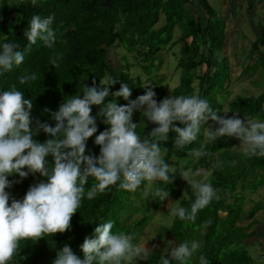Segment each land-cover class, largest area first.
Instances as JSON below:
<instances>
[{
	"label": "trees",
	"instance_id": "1",
	"mask_svg": "<svg viewBox=\"0 0 264 264\" xmlns=\"http://www.w3.org/2000/svg\"><path fill=\"white\" fill-rule=\"evenodd\" d=\"M193 8L199 14L195 15ZM36 14L42 17L54 15L52 27L58 37L54 49L44 47L38 40L25 54V59L20 66L0 75V92L8 90L15 84L17 90L25 95V99L33 100L30 112L33 129L36 121L55 126L50 113L57 111L66 97L80 94L82 98L81 89L84 84L93 86L95 82V86H99V82H102L106 76L118 80L111 86L110 92L118 91L120 83H126L132 92L129 99L135 100L145 93L146 85H151L156 93L155 99L159 103L167 87L162 85L164 76L158 77L152 70L160 69L162 60L157 57V54L163 47L170 44L175 28L180 31L178 42L183 43L181 54L184 58L178 65L183 74L179 85L172 90V96L198 95L206 99L218 114L221 111L218 94L227 91L226 82L231 69L223 53L225 49L223 19L215 15L212 6L206 0H38L36 7L30 6L29 0H23L17 6H12V0H0V46L4 42L17 41L23 50L27 44L23 33L31 17ZM161 16L165 17L167 23L155 30L154 27ZM219 24L221 29H214L218 28ZM257 27L260 35L251 42V48L256 52L264 48V25ZM215 31L221 37L219 40L214 34ZM4 36H7V40ZM189 38L191 42L188 44L186 40ZM115 50L118 53H115L118 57L117 67L111 64ZM109 51H114L111 57ZM54 54L62 56V59L54 66L55 69L50 65V58ZM129 55L134 58L130 60ZM131 62H135V65L147 75L146 79L158 78L157 81L144 83L140 77H133L130 73V68L133 66ZM199 67L204 69L203 74L197 76L196 73H190ZM263 67L264 53H261L256 59L254 69ZM33 72L37 75L35 81L24 85L19 84V77ZM195 80H198L196 93L193 86ZM262 81H264V75L262 76L260 72L254 83L255 86H260ZM111 99L110 95L105 103L110 102ZM117 103L125 105L127 102L118 98ZM229 107L231 115L239 113V117L264 120V92L258 96H240L231 101ZM99 108L100 106H92L91 115L95 116ZM132 120L139 124L136 131L142 138L156 126L143 118L140 112H134ZM96 123L98 131L88 139L86 155L89 153L94 156L99 155V146L94 144L95 136L104 131L107 126L102 119H98ZM208 124L212 122L208 121ZM177 126L182 127L179 124ZM207 126L206 124L205 127ZM175 135L170 132L168 141L160 143L162 148L168 149L164 156L165 162L170 163L171 159L175 158L184 167H190L192 171L197 168L202 170L211 168L212 171L208 177L213 187L219 189L220 199L214 200L208 207L198 212L195 223L184 222L175 217L170 226L159 228V238H167L171 242L168 244H173V247L184 241H199L201 248L197 257L200 254L205 255L210 264H249L251 259L243 241L250 235L247 230L255 222L253 217L257 208L246 211L248 214L245 221H251L245 227H238L239 219L245 212L242 205L247 204V200L239 202L237 211L229 209V206L238 202V198L231 203H224L225 197L244 193L245 189H248L249 196L258 189H262L264 193L262 182L258 188H255L247 184L252 179L249 181L243 179V183L239 186H236L235 180L244 167H248L256 174V170L264 166V157L249 159L241 153L238 157H230L233 159L226 164L222 160L231 154L229 146L233 138H220L212 144L205 141L203 130H201L196 141L183 149H176L173 145ZM49 138L42 132L33 137L40 143ZM202 145L211 155L202 157L198 161L195 159L193 162L189 161L188 155L191 150L199 149ZM46 159L49 164L52 163V157L49 156ZM218 161L219 166H217ZM237 164L243 166L234 171L238 167ZM247 175L246 172L243 174L244 177ZM180 178L178 175L173 178V183L167 185L169 197L176 192L174 187L179 183ZM8 179L20 180L16 175ZM42 180L46 181V178L40 177L39 174H29L20 183L13 184L11 188L6 189V192L10 193L9 203L11 198L22 200L29 187ZM91 183L90 178L89 184L85 186L86 191ZM157 186L164 187L161 182H156L152 188L153 194L147 197L143 195L144 192H126L119 189L118 185L112 186L110 191L98 194L92 200H88L85 196L81 206L71 218L70 230L63 234L57 233L53 237L46 236L39 241H22L14 261H19V264H52L56 251L65 245L83 258L81 245L85 238H94V229L98 224L108 221L114 222L113 233L123 231L126 234H134L133 243L137 244L151 220L152 204H159L158 198L154 196ZM237 187L239 192L235 193ZM183 189L186 194H183L177 202L179 206L190 208L195 197L190 188L185 186ZM135 213L143 214L133 224H127ZM221 222L223 226H219ZM199 230H203L202 234ZM167 252L159 253L154 250L148 260L139 261L138 264H159L161 256L167 257ZM190 264H198V259L194 258Z\"/></svg>",
	"mask_w": 264,
	"mask_h": 264
},
{
	"label": "clouds",
	"instance_id": "2",
	"mask_svg": "<svg viewBox=\"0 0 264 264\" xmlns=\"http://www.w3.org/2000/svg\"><path fill=\"white\" fill-rule=\"evenodd\" d=\"M21 2L23 0H12V6ZM29 2L32 7L38 5V0ZM53 22L54 15H33L23 33L27 41L23 50L17 41L4 42L0 46V75L20 66L25 54L38 40L44 47L54 49L58 37ZM4 39L7 40V36ZM61 59L60 54H54L50 65L54 68ZM36 79V73H26L19 77V84ZM117 82L106 76L99 86H95V82L93 86L84 84L82 98L80 94L66 97L58 110L50 113L55 126L36 121L34 129L30 115L33 100L25 99L15 84L0 92V264H19L14 257L22 241H39L70 230L71 218L85 196L92 200L116 185L126 192H136L144 182L146 189L161 182L164 187L157 186L154 196L159 201L168 199L167 185L173 183L177 169L165 162L168 149L162 148L160 143L168 141L170 132L176 134L173 140L176 149L196 141L203 130L204 137L212 144L220 138H235L245 158L264 157V120L241 119L239 113L230 117L227 113L219 115L198 95H170L157 103L151 85L144 87L143 95L130 100L132 92L126 83H120L118 91L110 92ZM110 95L111 101L105 103ZM118 98L127 103L118 105ZM92 106H100L95 116L91 115ZM134 112H140L143 118L156 125L143 138L136 131L139 124L132 120ZM98 119L107 126L95 136L99 155H86L87 141L98 131ZM41 132L50 137L43 143L33 139ZM210 155L203 145L191 150V156L197 161ZM49 156L52 157L51 164L46 159ZM29 174H39L46 181L30 186L22 200L11 198L9 203L10 193L6 189ZM13 175L20 180L10 181L8 178ZM180 176L195 199L190 208H172L171 215L195 223L198 212L220 199L219 189L213 187L202 169L183 172ZM200 176H203L202 180L196 179ZM90 178L92 183L86 191ZM149 194L147 190L143 193L145 197ZM113 227V221L98 224L94 238L86 237L81 245L83 258L65 245L56 251L52 264H138L149 259L152 251L146 244H134V234L113 233ZM200 248L199 241H184L170 247L167 257L161 256L159 264H190L194 258L198 259V264H210L205 255L197 257ZM248 254L249 264L254 263L255 258Z\"/></svg>",
	"mask_w": 264,
	"mask_h": 264
},
{
	"label": "rangeland",
	"instance_id": "3",
	"mask_svg": "<svg viewBox=\"0 0 264 264\" xmlns=\"http://www.w3.org/2000/svg\"><path fill=\"white\" fill-rule=\"evenodd\" d=\"M212 8H213V12L215 13V15L219 17L220 12H219L217 5H213ZM192 11L195 15L199 14V12L195 10V8H193ZM257 21L258 20H256L255 22L256 24H258ZM166 23L167 22H166L165 17L161 16L158 23L154 27L155 30L160 29L161 27L165 26ZM247 23H249V20H247ZM225 28H224V32H225ZM214 29L220 30L221 25L219 24V27L214 28ZM214 34L217 35L218 40H219L220 35L217 33V31H215ZM179 37H180V31L179 29L175 28L173 31L172 37H171L170 44L163 47L162 51L159 54H157V57L160 60H162V65L160 69L158 71H155V69L152 70V72L153 73L155 72L158 75V77L164 76L162 85H166L167 88L165 90V95L163 99L165 97L172 95V90L179 85L180 77L183 74L182 69L178 68L180 60L184 58V56L181 54L183 43L178 42ZM256 38L257 36H255V39ZM254 40L252 38L250 40V37L248 35L238 34L236 36V41L230 40V41H227V43H225L226 47L223 53L228 59V63L230 65L231 71H230L229 79L226 82L227 91L226 92L224 91L218 94V103L219 105H221L220 106L221 111L219 112V115H224V113H227V116L230 117L231 112H230L229 104L231 103V101L235 100L236 98L240 96H245V97L258 96L260 93L264 92V81L261 82L260 86H255L254 84L257 81L258 75H260V72H262V76L264 75V67L258 68L256 70L254 69V64L256 63V59L260 57L261 53H264V48H260L258 52L253 50L251 48V45H252L251 42H253ZM190 42H191L190 38L186 40V43L189 44ZM173 43H176V44L173 45ZM113 52L114 51H109L110 57L112 56ZM115 53L118 54L117 50H115L114 55L112 56L111 64L112 66L117 67L118 57ZM129 57H130V60L134 58L133 56L131 57L130 55L128 56V58ZM121 64H124V63L121 62ZM130 64L133 65L130 68V73L133 77H140L144 83H146L147 81H154V82L157 81L158 78H151V80L146 79L147 75L144 74V72L138 66L135 65L136 64L135 62H131ZM202 67L196 68L192 70L190 73H194V74L196 73V75L199 76L203 74L202 72L204 69ZM151 74L152 73H150V75ZM197 85H198V80L193 81L195 93L198 89ZM239 118L251 119V118L243 117V116ZM255 119H258V118H255ZM205 141L208 142L207 140ZM229 147H230L231 154H229L228 157L222 160V162L226 164H229L231 159H233L230 157H238L242 153L239 147V141L236 140L235 138H233ZM194 159L195 158L191 156V153H189L188 160L193 162L195 161ZM169 164L174 166L177 169V172L174 178L182 174L183 172H189V173L193 172L190 167H184L175 158H172ZM237 166L238 167H236L234 171L241 169L243 165L239 166L237 164ZM211 171H212L211 168L203 170V172L207 174V176H209ZM245 172L248 173L246 177L243 176ZM196 179L202 180L203 176L196 177ZM243 179H248L247 181L252 179L247 184H250L251 186L258 188L261 182L264 183V166L262 168H258L256 170V174L255 172H252V170H250L248 167H244L240 175L235 178L236 186L241 185L243 183ZM185 186L188 187L187 182L183 180L182 178H180L179 183L174 187V190L176 192L172 196L168 197V199L164 201H161V202L158 201L159 204L157 205L152 204V208L150 210L151 220L148 223V225H146L144 232L142 236L139 237V242L137 244H146L145 246L147 249L151 251L157 250L159 253L167 252L170 247H173V244H168L171 242L167 238H162L161 240L159 239V228L170 226L172 220L175 218L171 215V209L179 206V203L177 201L179 200L180 197H182L183 194L184 195L186 194L185 190L183 189V187ZM238 188L239 187H237V191L239 192ZM146 190L149 191L150 194H153L152 189H146V182H144L137 189V192H144ZM247 191L248 189H245L244 193L241 192L237 194L235 190L236 194H233L229 197L228 196L225 197L224 204L231 203L234 200H236V198H238L237 199L238 202H234V204H231L229 206V209H234V211L235 210L237 211L239 202L243 200H247L250 197L249 194H247ZM253 200L254 202L242 205L243 210L245 212L246 211L249 212L253 208L259 207L258 208V210H260L259 216H257L256 219L260 221H264V198L259 199L258 196L255 195L253 196ZM142 214L135 213L133 217L127 222V224L129 223H130L129 225L133 224L137 219H139L142 216ZM219 226H223L222 222L219 224ZM201 231L203 230H199V232L202 234ZM251 256L255 258V262L252 264H264V255L261 252V250H257V252H255L253 249Z\"/></svg>",
	"mask_w": 264,
	"mask_h": 264
},
{
	"label": "crops",
	"instance_id": "4",
	"mask_svg": "<svg viewBox=\"0 0 264 264\" xmlns=\"http://www.w3.org/2000/svg\"><path fill=\"white\" fill-rule=\"evenodd\" d=\"M211 6L217 5L219 9V17L224 22V42L236 41L238 34L248 35L254 40L255 36L260 35V30L257 26L264 25V0H206ZM249 20V23H247ZM257 21L258 24L255 22ZM263 21V23H262ZM249 25V26H248ZM226 47V44H225ZM257 195L258 198H264L262 189H258L254 194H250L247 199V203L254 202L253 196ZM259 208V207H258ZM257 208L256 214L254 215L253 226L247 230L250 233L248 237L243 241L248 248V252L252 254V250L255 252L261 250L264 255V221L257 220L259 211ZM247 212H244L240 217L238 225L247 226L249 221H245ZM248 229V228H247Z\"/></svg>",
	"mask_w": 264,
	"mask_h": 264
}]
</instances>
